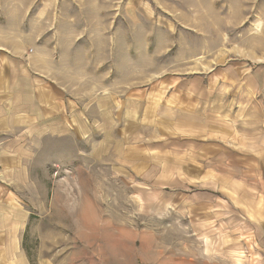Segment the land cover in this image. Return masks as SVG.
<instances>
[{"label":"rangeland","instance_id":"rangeland-1","mask_svg":"<svg viewBox=\"0 0 264 264\" xmlns=\"http://www.w3.org/2000/svg\"><path fill=\"white\" fill-rule=\"evenodd\" d=\"M0 2L27 51L0 202L29 264H264V0Z\"/></svg>","mask_w":264,"mask_h":264},{"label":"crops","instance_id":"crops-1","mask_svg":"<svg viewBox=\"0 0 264 264\" xmlns=\"http://www.w3.org/2000/svg\"><path fill=\"white\" fill-rule=\"evenodd\" d=\"M1 4V2H0ZM3 21H10L5 15H2ZM0 20H2L0 18ZM4 41H3V40ZM0 133L8 132L11 125V121L15 120L18 124L19 113L16 110L22 108L23 103L18 99L23 93V89L20 85V74H14V67L18 68L23 64L25 60L21 56V53H25L26 48H18L17 53H12L7 49V43L5 36H0ZM19 54V55H17ZM26 61V60H25ZM27 72V70H25ZM19 72V71H18ZM15 76V78H14ZM20 77V80H19ZM19 82V84H18ZM33 85V79H31ZM27 90V88H25ZM10 100V104H6ZM24 108V107H23ZM15 110V111H14ZM264 166V162H263ZM264 169H260V183L255 185L253 191L258 193L256 196L259 199V215L257 219L258 223L255 226L257 237L259 238L260 253L264 261V180L262 177ZM255 200V202H256ZM11 206L4 200L0 202V264H29L27 254L22 246V239L15 232V225L12 223V215L6 211V207Z\"/></svg>","mask_w":264,"mask_h":264}]
</instances>
